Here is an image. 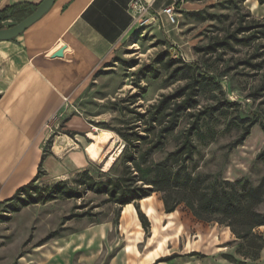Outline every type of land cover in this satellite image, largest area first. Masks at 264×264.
<instances>
[{"label": "rangeland", "instance_id": "1", "mask_svg": "<svg viewBox=\"0 0 264 264\" xmlns=\"http://www.w3.org/2000/svg\"><path fill=\"white\" fill-rule=\"evenodd\" d=\"M177 8L176 25L151 11L135 21L105 58L68 86L65 106L45 127L43 152L52 155L58 145L60 161L42 164L46 175L38 185L63 180L76 187L77 175L88 170L96 178L125 176L129 184L151 188L139 178L150 180L151 173L144 172L175 150L193 114L205 107L215 110L192 136L193 159L175 163V170L198 180L202 192L228 190L240 182L233 192L243 194L242 183L256 187L264 182V160L258 158L264 149V3L183 0ZM30 13L9 16L0 26L12 27ZM37 22L14 39L0 41V47H24V37ZM169 57L176 62L169 65ZM171 95L177 97L159 107ZM187 98L177 127L161 139L168 114ZM252 121L249 135L234 146ZM98 131L116 142L93 163L89 154ZM119 148L105 172V160ZM73 154L84 163H72ZM63 159L65 166L57 170ZM185 195L152 189L139 200L148 232L135 204L121 207L90 191L79 199L18 205L17 211L15 203L0 202V264H264V225L245 239L236 238L218 216L209 221L195 217L181 202ZM261 198L253 210L264 214V194ZM165 199L177 204L172 213L164 212Z\"/></svg>", "mask_w": 264, "mask_h": 264}, {"label": "crops", "instance_id": "2", "mask_svg": "<svg viewBox=\"0 0 264 264\" xmlns=\"http://www.w3.org/2000/svg\"><path fill=\"white\" fill-rule=\"evenodd\" d=\"M41 1L0 0V11ZM132 1L57 0L26 34L24 47H0V202L35 177L47 141L46 124L65 106L68 86L105 58L133 28ZM141 2L164 18L163 9L178 0ZM78 67L83 69L80 76ZM52 153L45 156L43 165L51 159L60 161L58 145ZM72 159L79 166L84 163L79 154ZM65 164L63 159L57 170Z\"/></svg>", "mask_w": 264, "mask_h": 264}, {"label": "trees", "instance_id": "3", "mask_svg": "<svg viewBox=\"0 0 264 264\" xmlns=\"http://www.w3.org/2000/svg\"><path fill=\"white\" fill-rule=\"evenodd\" d=\"M182 0H178V3ZM264 0H258V4L262 5ZM37 5L19 4L9 8H5L0 11V23L2 20H6L7 17L15 15L16 13L28 10L30 12L36 9ZM28 16V15H27ZM0 29L1 26H0ZM210 47H206L204 50H209ZM176 59L169 57V65L175 63ZM152 77H156L155 70H148ZM177 96L171 95L164 98L160 103L159 107H162L168 100ZM188 99L183 100L167 117H170L167 124L161 130V139L171 133L178 123L177 113L184 110L188 105ZM215 109L205 107L203 110L193 114V120L187 128L184 138L181 143L171 152L167 158L153 166L152 170H146L144 173H151L150 180H146L144 176L140 181H143L146 185H150L151 188H145L143 186H137L129 184L125 176H120L116 179L112 178H99L94 177L88 170H83L77 175L74 181L76 187L69 186L67 182L63 180L56 181L50 185L40 186L38 185L39 179L46 175L45 171L42 170V163L48 153L43 152L41 162L38 166L35 177L26 185L20 187L15 194L5 203H15L17 207L14 211H17L18 205L26 207L29 205L46 204L55 201L59 198L64 199H79L86 191L93 192L95 194H103L108 197L109 202H113L121 207L128 204H135L138 212V217L142 228L145 232H148L150 223L144 214L139 210L137 202L143 198L150 196L152 189L159 191H176V193L185 195L187 191L194 193L193 197L183 196L181 202H185L193 215L202 220H213V216L219 222H227L230 226L232 233L236 238L245 239L251 234L252 229L257 226L264 225V214H259L253 210V206L261 202L262 195L264 194V182L262 181L256 187H247L246 183L241 184L243 194H237L235 185L240 182L229 184L228 190H212L200 191L198 180L193 179L189 174L180 175L178 170H175V163H186L193 159L196 146L193 143L192 136L199 129L200 121L213 113ZM163 117H166L163 115ZM254 122L246 125L243 128L242 133L238 139L234 142V146H238L243 143L246 137L249 135L250 129ZM264 127V126H263ZM264 130V128H263ZM159 140V145H162V140ZM155 147H160V146ZM259 159L264 160V149L258 155ZM130 159H133L130 156ZM111 166L110 170L112 169ZM135 178V177H134ZM170 195L168 194V197ZM164 212L172 213L175 210L177 204L171 205L169 201L165 199Z\"/></svg>", "mask_w": 264, "mask_h": 264}, {"label": "water", "instance_id": "4", "mask_svg": "<svg viewBox=\"0 0 264 264\" xmlns=\"http://www.w3.org/2000/svg\"><path fill=\"white\" fill-rule=\"evenodd\" d=\"M56 1L57 0H42L37 5L36 9L26 16L22 21L12 27L0 29V41H8L21 35L29 27L39 21L53 7ZM62 55L63 52L60 53V56Z\"/></svg>", "mask_w": 264, "mask_h": 264}, {"label": "bare ground", "instance_id": "5", "mask_svg": "<svg viewBox=\"0 0 264 264\" xmlns=\"http://www.w3.org/2000/svg\"><path fill=\"white\" fill-rule=\"evenodd\" d=\"M78 76L83 73V69L78 67ZM75 76V75H74ZM76 78V77H75ZM116 139H113L111 135L104 131H98L97 135L94 137V145L90 149L89 156L93 163L101 160L105 153L109 151L110 148L114 146ZM109 144V145H108ZM121 152V148L115 151V153L105 160L103 165V170L106 172L112 166L118 154Z\"/></svg>", "mask_w": 264, "mask_h": 264}, {"label": "built area", "instance_id": "6", "mask_svg": "<svg viewBox=\"0 0 264 264\" xmlns=\"http://www.w3.org/2000/svg\"><path fill=\"white\" fill-rule=\"evenodd\" d=\"M183 3V0L179 3L172 4L171 6H168L163 9V14L166 16L169 23L176 25L177 23V13L178 5ZM151 5L144 4L141 2V0H133L130 4L129 11L134 19V21H141L142 17L145 16V14H148L150 12ZM141 23V22H140Z\"/></svg>", "mask_w": 264, "mask_h": 264}]
</instances>
